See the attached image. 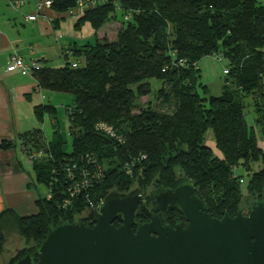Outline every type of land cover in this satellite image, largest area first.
Segmentation results:
<instances>
[{
    "label": "trees",
    "instance_id": "16d2710c",
    "mask_svg": "<svg viewBox=\"0 0 264 264\" xmlns=\"http://www.w3.org/2000/svg\"><path fill=\"white\" fill-rule=\"evenodd\" d=\"M9 1L12 5L14 0ZM51 1L54 11L66 13L79 0ZM95 1L76 21L77 27L91 24L94 43L73 46L70 54L64 53L61 67L32 70L42 89L73 95V104L66 106L71 150L65 149L58 130L55 106H35L39 122L51 117L53 137L47 141L37 128L24 134L21 144L27 156L42 153L32 170L35 183L47 186L50 198L37 197L34 214L22 216L11 208L0 213V253L13 233L26 244L39 242L50 224L75 222L110 191L126 192L135 186L143 192L152 184L171 188L180 175L195 182L214 217L234 214L243 202L264 198V152L244 118L249 97L257 121L264 123V4ZM214 54L228 62L226 83L215 96L200 81L198 66L201 58ZM71 56L76 61H70ZM153 78L160 82L157 99L173 103L172 112L141 102L153 93ZM100 123L115 136L98 128ZM209 127L221 158L203 143ZM255 162L263 166L251 175L244 198L243 178L233 169L242 164L251 170ZM67 166L75 179L81 170L91 176L98 169L100 179L71 196Z\"/></svg>",
    "mask_w": 264,
    "mask_h": 264
},
{
    "label": "water",
    "instance_id": "95a60500",
    "mask_svg": "<svg viewBox=\"0 0 264 264\" xmlns=\"http://www.w3.org/2000/svg\"><path fill=\"white\" fill-rule=\"evenodd\" d=\"M151 199L149 211L140 188L110 191L92 213L93 226L50 224L42 240L19 248L5 264H264V198L251 201L247 215L240 207L235 216L214 217L195 182L180 175L173 188L159 185ZM169 210L186 227L163 225L160 213ZM143 211L149 222L137 220Z\"/></svg>",
    "mask_w": 264,
    "mask_h": 264
},
{
    "label": "crops",
    "instance_id": "0c3cea01",
    "mask_svg": "<svg viewBox=\"0 0 264 264\" xmlns=\"http://www.w3.org/2000/svg\"><path fill=\"white\" fill-rule=\"evenodd\" d=\"M36 2L22 0L19 6H12L9 0H0V213L11 208L22 216L34 214L35 201L42 197L22 138L40 128L47 141L52 139L54 129L48 139L39 126L44 120H37L34 107L53 105L51 100L60 94L42 89L32 70L11 68L12 58L16 55L28 64L61 67L55 62L60 55L64 57L65 50L87 43H81L82 38L69 31V27H77L78 17H72L75 23L71 24L66 21L70 17L67 13L45 8L37 20H29L28 16L37 12Z\"/></svg>",
    "mask_w": 264,
    "mask_h": 264
},
{
    "label": "rangeland",
    "instance_id": "374dc122",
    "mask_svg": "<svg viewBox=\"0 0 264 264\" xmlns=\"http://www.w3.org/2000/svg\"><path fill=\"white\" fill-rule=\"evenodd\" d=\"M261 4H264V0H259ZM122 17L119 12V20L120 22ZM67 22H71V24L75 23V19L72 17H68L66 19ZM72 26V25H71ZM70 32H74L77 36L81 37L79 41L81 43H94L95 41V32L93 27L90 23L86 22L81 25V28H75V30L70 29ZM59 61L55 62L58 63L56 65H64L65 59L62 55L58 58ZM70 61H76V58L71 56ZM78 61L83 63V59L79 58ZM200 66V74L201 79L200 81L203 85H206L208 88V93L211 95H220L223 89L224 84L226 83V79L228 75L225 73V68L228 67V62L226 59L221 58L219 59L217 55H208L201 58L198 62ZM58 67V66H57ZM151 85L153 87V93L149 97H143L141 102L144 104L149 101L150 105L158 111L161 112H172L173 103L165 104L162 99H157L156 97V89L160 86V82L156 79H150ZM263 87H264V78H263ZM199 92L202 93V89L199 88ZM53 94H60L59 97L54 98L51 100L52 104L56 108V116L58 121V130L62 135L63 140L65 141V149L67 151L71 150L72 144V136L70 134L69 129V121L68 115L66 111V106L73 104V95L69 93H60V92H52ZM48 102V100H45ZM245 108H244V118L246 120L247 126L252 131L255 140L257 142L258 147L264 152V123L258 122V113L254 104L252 103L251 98L245 99ZM39 126L45 132V135L49 138L52 136L53 126L52 120L49 115H47L44 119L43 123H39ZM204 145L210 147L212 149L213 155L216 157H223L222 151L217 147L216 140L214 136V131L211 127H209L204 135ZM27 160V159H26ZM262 163L255 162L251 165V170H247L242 164H239L234 167L233 171L235 175L241 176L243 178V182L241 184V188L243 190V195L246 198L248 196L247 188L249 185V181L251 179V175L254 172H257L261 169ZM154 185V184H152ZM150 185L148 188L144 189V192L148 193L151 189ZM40 193L42 196H46L49 192L48 187L39 184ZM252 199V198H251ZM250 201V200H249ZM249 201H246V205H248ZM243 205V204H242ZM26 242L19 238L16 233L9 235L7 243L5 245V249L3 251V255L0 256V264H5V260L8 259L11 254L14 253L16 246L25 245Z\"/></svg>",
    "mask_w": 264,
    "mask_h": 264
},
{
    "label": "built area",
    "instance_id": "2783aa9c",
    "mask_svg": "<svg viewBox=\"0 0 264 264\" xmlns=\"http://www.w3.org/2000/svg\"><path fill=\"white\" fill-rule=\"evenodd\" d=\"M12 6H19L22 3V0H14L11 2ZM97 4V2L95 0H79L77 2V5L68 10L67 15L70 17H79L81 16L85 10L94 7ZM52 5V1L51 0H37L36 2V6H37V12L34 14H31L28 16L29 20H37V18L39 17V14L42 13V11L45 8H51ZM64 53L70 54V52L68 50H65ZM219 59H221L220 56H218ZM181 65L184 64L183 61L180 62ZM73 66H76V62L72 63ZM40 64H38V62H31L30 64L26 63L23 58H21L20 56H13L12 58V63H11V68H20L25 72H29L30 70L39 68ZM227 72V70H225V73ZM98 128L105 130L106 132H108L110 135L115 136L114 132L112 131V129L107 126L104 123H100L98 125ZM42 153L41 152H32L27 156V160L30 164H32L34 161L42 158ZM73 171L71 170L70 166H67V173L68 176L70 178V180H72V185H71V196L75 195L76 193H78L81 189L83 188H87L88 186L91 185L92 183V179L93 180H99L100 179V175L101 172L99 171V169L93 174V175H89V173L85 170H81L80 173L81 175L75 179V177L73 176ZM91 177V179H90ZM241 182H243V180H240ZM48 198H50V194L47 195ZM103 202V200L100 202V204L95 207V209L97 210L99 208V206L101 205V203Z\"/></svg>",
    "mask_w": 264,
    "mask_h": 264
},
{
    "label": "flooded vegetation",
    "instance_id": "af4514ba",
    "mask_svg": "<svg viewBox=\"0 0 264 264\" xmlns=\"http://www.w3.org/2000/svg\"><path fill=\"white\" fill-rule=\"evenodd\" d=\"M159 185H152L151 186V189L149 190L148 193L146 192H142L143 193V198H144V202H145V205L146 207L149 209V211H152L153 210V205H152V199H151V194L158 188ZM136 187L134 186L133 188H131L130 190L126 191V192H121V193H130L132 192ZM173 188V187H171ZM243 205H241L240 207L242 208V213L244 215H247L248 214V205H246V202H243L242 203ZM239 207V208H240ZM238 208V209H239ZM96 209H90L88 210L87 212H85L84 214H82L81 216H79L77 218V220H75V222L79 221V220H82L85 224L87 225H90V226H93L95 224V221L93 220L92 218V213L95 212ZM238 211V210H237ZM237 214L234 213V214H231V216H235ZM137 220L141 223H145V222H149L151 220V218L149 217V215L147 214L146 211H143L141 212L138 216H137ZM160 221L163 225H169L171 227H174L176 225L177 222H180L182 223V226L183 227H186L187 225V221L183 218V216L177 211V210H169L167 211L166 213L162 214L160 213ZM113 224L116 226V227H119L121 226L122 224V221L120 219H115V221L113 222ZM133 230L136 231L137 230V226L136 225H133ZM6 245V244H5ZM30 244H25V245H21V246H16L15 248V251L13 254H11V256L5 260V263L16 253V251L21 248V247H25V246H28ZM5 249V247H4ZM3 255V252L0 253V256Z\"/></svg>",
    "mask_w": 264,
    "mask_h": 264
}]
</instances>
